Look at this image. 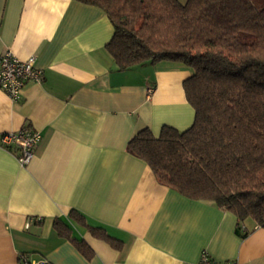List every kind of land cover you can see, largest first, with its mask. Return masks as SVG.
Wrapping results in <instances>:
<instances>
[{
    "label": "crops",
    "instance_id": "crops-1",
    "mask_svg": "<svg viewBox=\"0 0 264 264\" xmlns=\"http://www.w3.org/2000/svg\"><path fill=\"white\" fill-rule=\"evenodd\" d=\"M112 35L95 5L0 0V56L34 55L43 73L16 101L0 88V135L40 133L26 166L16 147L0 145V264H18L23 254L48 264H193L202 250L217 261L264 264L263 227L170 189L128 151L144 127L157 136L163 125L193 123L182 86L192 70L162 60L120 71L105 47ZM71 210L120 248L92 236ZM55 218L91 247L90 260L58 235Z\"/></svg>",
    "mask_w": 264,
    "mask_h": 264
},
{
    "label": "trees",
    "instance_id": "trees-1",
    "mask_svg": "<svg viewBox=\"0 0 264 264\" xmlns=\"http://www.w3.org/2000/svg\"><path fill=\"white\" fill-rule=\"evenodd\" d=\"M77 1L109 18L113 35L105 47L118 70L162 60L192 70L182 86L193 123L184 130L163 125L157 136L144 127L128 151L170 189L214 203L238 224L250 220L264 228V0ZM69 216L120 248L75 210ZM53 227L87 260L93 257L60 218Z\"/></svg>",
    "mask_w": 264,
    "mask_h": 264
},
{
    "label": "built area",
    "instance_id": "built-area-1",
    "mask_svg": "<svg viewBox=\"0 0 264 264\" xmlns=\"http://www.w3.org/2000/svg\"><path fill=\"white\" fill-rule=\"evenodd\" d=\"M42 80L43 73L36 65L34 55L21 59L10 49L3 51L0 56V88L12 101L21 97L22 90L28 82H41ZM39 140V131L27 127L0 135L1 146L5 148L14 146L18 149L17 160L23 166H26L33 157ZM40 219V217L30 218L28 223ZM18 264H48V261L45 259L29 260L28 256L23 254ZM193 264H239V262L237 260L217 261L208 252L202 250L198 260Z\"/></svg>",
    "mask_w": 264,
    "mask_h": 264
},
{
    "label": "rangeland",
    "instance_id": "rangeland-1",
    "mask_svg": "<svg viewBox=\"0 0 264 264\" xmlns=\"http://www.w3.org/2000/svg\"><path fill=\"white\" fill-rule=\"evenodd\" d=\"M179 1L184 2L185 0H179Z\"/></svg>",
    "mask_w": 264,
    "mask_h": 264
}]
</instances>
